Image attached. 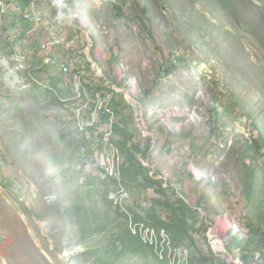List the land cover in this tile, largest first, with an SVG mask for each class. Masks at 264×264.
<instances>
[{"label":"rangeland","instance_id":"obj_1","mask_svg":"<svg viewBox=\"0 0 264 264\" xmlns=\"http://www.w3.org/2000/svg\"><path fill=\"white\" fill-rule=\"evenodd\" d=\"M0 1V264H264V0Z\"/></svg>","mask_w":264,"mask_h":264},{"label":"built area","instance_id":"obj_2","mask_svg":"<svg viewBox=\"0 0 264 264\" xmlns=\"http://www.w3.org/2000/svg\"><path fill=\"white\" fill-rule=\"evenodd\" d=\"M42 1V0H38ZM0 7L4 8L7 7V5L0 1ZM23 21L30 22L31 28L25 31L22 27H17L11 35V40H15L16 44L19 47V54H23L27 56V52H34V51H42V58L40 62H43V66H49V65H57L60 66L62 69L65 66V60L67 58H74L73 55L65 56L63 59L60 55V49L56 48L55 46H51V37H60L58 35L56 36H48L47 38L41 39L37 45V47H33L34 49H30V45L32 44V41L35 39V33L36 31L43 26V18L38 13V10L36 9L35 14H28V11L24 12L22 14ZM43 24V25H42ZM43 45H50V52H43ZM26 47V51H22L21 48ZM76 61V58H75Z\"/></svg>","mask_w":264,"mask_h":264},{"label":"crops","instance_id":"obj_3","mask_svg":"<svg viewBox=\"0 0 264 264\" xmlns=\"http://www.w3.org/2000/svg\"><path fill=\"white\" fill-rule=\"evenodd\" d=\"M40 8V7H38ZM50 19H52L51 21L48 20L45 22V24L39 28L36 33H35V40L38 39L37 44L39 43V41L41 39H44V37L48 36L49 34L53 33L56 35H59L62 39H64V44L61 45L59 47L60 49V53H61V58L63 59L65 56L71 54V55H77V52L79 53L80 51L78 50V48H80L79 43L83 44L84 39L82 38V36H80L81 40H79L78 38V34L75 31V29L71 28V22L70 20H63L61 15H56L53 16L50 13ZM58 20V21H57ZM25 22V21H24ZM23 26H25L26 28H31V23L30 22H25L23 24ZM45 28L48 29V33H45ZM68 41L70 43H68ZM68 44V45H67Z\"/></svg>","mask_w":264,"mask_h":264},{"label":"bare ground","instance_id":"obj_4","mask_svg":"<svg viewBox=\"0 0 264 264\" xmlns=\"http://www.w3.org/2000/svg\"><path fill=\"white\" fill-rule=\"evenodd\" d=\"M35 13H36V11L34 10V8H32L30 11H28V14H35ZM60 43H61V41L58 39L56 41H53V42L51 40V46H56ZM43 52H50V45H43ZM37 53L42 54V51H37ZM41 57H42V55H41Z\"/></svg>","mask_w":264,"mask_h":264}]
</instances>
